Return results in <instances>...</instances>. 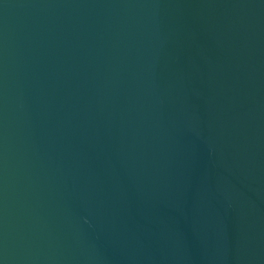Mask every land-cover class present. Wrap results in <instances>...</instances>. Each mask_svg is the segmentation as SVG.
Returning <instances> with one entry per match:
<instances>
[{
  "label": "water",
  "instance_id": "obj_1",
  "mask_svg": "<svg viewBox=\"0 0 264 264\" xmlns=\"http://www.w3.org/2000/svg\"><path fill=\"white\" fill-rule=\"evenodd\" d=\"M0 264H264V0H0Z\"/></svg>",
  "mask_w": 264,
  "mask_h": 264
}]
</instances>
